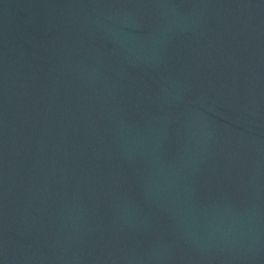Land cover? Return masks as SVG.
Returning <instances> with one entry per match:
<instances>
[{
	"label": "water",
	"instance_id": "95a60500",
	"mask_svg": "<svg viewBox=\"0 0 264 264\" xmlns=\"http://www.w3.org/2000/svg\"><path fill=\"white\" fill-rule=\"evenodd\" d=\"M0 264H264V0H0Z\"/></svg>",
	"mask_w": 264,
	"mask_h": 264
}]
</instances>
